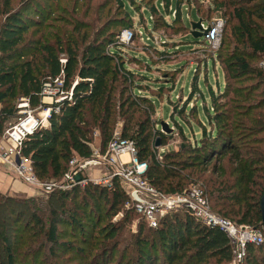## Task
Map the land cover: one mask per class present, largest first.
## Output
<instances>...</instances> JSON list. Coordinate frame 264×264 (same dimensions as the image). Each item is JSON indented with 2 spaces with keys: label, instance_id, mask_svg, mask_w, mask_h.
Wrapping results in <instances>:
<instances>
[{
  "label": "trees",
  "instance_id": "1",
  "mask_svg": "<svg viewBox=\"0 0 264 264\" xmlns=\"http://www.w3.org/2000/svg\"><path fill=\"white\" fill-rule=\"evenodd\" d=\"M11 1L0 0V137L16 117L18 100L27 99L30 109L50 108L42 103L45 83L62 77L61 91L72 88V101L61 102L58 112H51L49 125L27 137L22 145V154L30 160L38 180L61 183L72 158L90 159L95 129L100 132V151L104 153L114 138L119 117L123 119L120 138L134 143L137 159L147 163L145 178L156 191L181 194L203 179L200 186L215 197L214 209L222 218L251 226L264 238L259 207L264 191V71L259 67L264 57V0H209L211 10L207 13H218L224 22L220 48L208 56L221 67L224 89L217 94L209 91L210 108L204 107L200 117L197 106L174 110L186 126L189 122L186 123L185 114L197 118L194 124L200 128V138L187 144L183 125L174 121L183 142L176 151L164 152L161 159L157 157L155 141L159 137L160 146H165L169 137L154 129L150 119L154 102L146 96H133V79L140 76L128 70L123 46L117 43L123 30H132L134 35L136 30L123 1L110 0L121 9L120 20L110 23L108 29L98 30L81 50L74 37L61 39L45 23L55 8L67 11L62 4L68 0H59L58 6L49 4L40 13L30 11L33 0H26L17 9L11 8ZM84 1L69 0L70 13L73 15L78 3ZM88 3L86 0L84 6ZM130 4L136 2L130 0ZM177 7L172 24L181 23L179 3ZM196 12L200 20L210 21L211 16H205L200 9ZM148 13L151 21L160 16V28L169 30L171 24L157 7H151ZM156 22H151V32H155ZM142 28L151 35L147 24L137 31ZM87 37L86 32L82 41L86 42ZM129 60L132 64L144 63L131 56ZM119 79L127 88L130 85L131 93L114 104L113 85ZM195 85L194 81L191 94L196 93ZM207 173L211 178L205 179ZM47 195L46 214L42 206H30L25 199L0 197V215L8 212L13 216L12 226L16 229L11 235L9 224L0 221V264H29L30 259L37 260L35 244L43 242L50 245L54 257L56 251L63 252L64 256L58 259L62 263L74 254L88 264H229L233 259L228 236L217 226H204L184 210L163 216L157 228H150L141 219L145 225L139 224L129 234V242L122 244L128 215H139L133 207L125 209L129 198L117 179L111 180L109 186L89 182ZM119 214L121 219L112 222ZM24 215H28L27 220L17 227ZM60 226L77 232L74 238L79 240L80 248L74 247L71 237L67 238L68 232H61ZM92 251L95 254L88 261ZM241 264H264V241L249 244Z\"/></svg>",
  "mask_w": 264,
  "mask_h": 264
},
{
  "label": "rangeland",
  "instance_id": "2",
  "mask_svg": "<svg viewBox=\"0 0 264 264\" xmlns=\"http://www.w3.org/2000/svg\"><path fill=\"white\" fill-rule=\"evenodd\" d=\"M26 0H12L11 8L17 9L21 8L24 5ZM69 1V0H68ZM67 2L62 4V8L65 7L68 10L56 11V8L53 14L48 16V19L45 23H48V26L53 28V32L60 35L61 39H67L68 37H74L73 40L78 45V50H81L88 42H90L96 35L98 30L109 27L110 23L115 24L121 18L119 13L121 9L117 7L115 2H111L110 0H88L89 3L87 6H84V2H79L77 8L75 9V13L72 15L71 5ZM125 8L129 12L131 18L133 19L134 31L137 37L135 40L131 41L127 46L121 47L123 56L126 60L128 70L138 74L140 77H135L133 79V87L135 88L132 91L133 96H146L150 98L155 107H153L152 115L150 119L154 123V129H158L163 135L168 138L167 144L165 146L154 145V148L157 150V157L161 159V156L164 152L168 150L176 151L179 145L183 142L178 133V128L173 123L176 121L179 124H182L184 127V134L188 137L186 140L187 144L193 143L200 138V128L195 127L196 117L185 114L186 123L189 122V125L186 124L180 119L177 114H174V110L179 109L181 107L186 106V109L193 108L197 106L199 112V117L203 115L204 107L210 108V90H212L215 94L219 91H223L224 89V80L223 73L221 67L218 62H213V60L208 58V56L212 52L211 49L206 45L204 38L195 39L190 32V28L195 24L199 17L197 15L196 9H200L201 13L205 16H211L210 21L220 18L218 13H213L210 11L207 13V10L210 9L208 4L209 0H206L204 4L198 3L197 0H134L136 4H130V0H122ZM204 1V0H201ZM34 3L30 5V11L33 10L38 11L39 13L43 10H47V8L51 5H59V0H33ZM38 2V6L36 5ZM177 3L180 5V19L181 23L172 24V20L174 19L175 13L177 11ZM50 4V5H49ZM41 5V6H40ZM57 5V6H58ZM134 6V7H133ZM167 6V7H166ZM157 7L159 11L163 14L165 21L171 24L169 30H164L160 28V22L162 21L160 16L153 18L152 20L158 25H156L155 32H151L152 24L148 11L150 8ZM51 8V7H50ZM49 8V9H50ZM211 10V9H210ZM84 15H88L84 17ZM35 20L36 16H32ZM2 19H0L1 21ZM113 20V21H112ZM183 23V24H182ZM147 24L148 30L151 32V35H146V32L142 28L141 31H137V28L140 26H145ZM206 25V22L204 21ZM188 29H184V27ZM84 26H87L84 28ZM158 27V28H157ZM73 28H76V32L73 31ZM66 33L64 35L63 33ZM87 32V40L86 42L82 41V37ZM143 32V34H141ZM54 37L57 36L54 34ZM157 49L158 51H154L151 47ZM220 48V46H219ZM216 50V52L219 50ZM162 53V54H160ZM224 53V52H223ZM129 56L139 59L144 63L132 64L129 60ZM61 60H65L62 55ZM128 60V61H127ZM207 60V61H206ZM205 61V62H204ZM254 65L256 62L253 63ZM145 76V77H142ZM146 78V79H143ZM195 78V79H194ZM116 84L113 85V102L117 104L118 101H124L131 93L130 85L127 88L121 79H119ZM196 83L195 94H191L192 85ZM138 85V86H137ZM137 86V87H136ZM161 88V90L159 89ZM200 91V92H199ZM64 92V91H63ZM68 92V91H67ZM200 93V94H199ZM65 92L59 94V97H64ZM53 100L50 98H46L44 102L52 103ZM21 102V99L16 102V117L10 121L9 125H13L18 118L21 116L22 109L18 108V104ZM142 106H144L142 104ZM146 106V105H145ZM34 116L40 115L41 112L45 110V108L36 107L31 108ZM174 112V113H173ZM174 115V120L171 115ZM138 117V113L135 114V119ZM161 123L167 124L166 129L162 130ZM193 123V124H192ZM8 125V126H9ZM123 126V119L117 118L116 124L114 126V134L115 137H121V130ZM7 127L6 129H8ZM5 129V131H6ZM4 131V133H5ZM4 135V134H3ZM3 136L0 137V141L3 139ZM92 142L90 144V148L92 151L101 150V135L98 130H94L92 134ZM159 144H160V138ZM1 168H5L9 176L12 177L13 181H17L19 183V179L15 176L13 172H11L8 168L0 164ZM109 174V169L107 167H87L84 176L87 179L94 178H104ZM209 173L206 174L205 179L211 178ZM215 178V176H213ZM21 182V181H20ZM54 181H52L53 183ZM201 182L203 183V179H199L193 186L186 188L188 189H196L199 193H201L202 198L206 201L208 210L215 216L221 217L220 214L214 209V200L215 197L210 195V190L204 189L200 186ZM208 182V181H207ZM59 183V182H54ZM66 182L63 180L61 185H64ZM58 185V184H57ZM205 185V184H204ZM102 186V185H99ZM35 191L30 195H21L15 194L13 198L25 199L30 203V206H36L43 210L45 213V204L47 197L49 195L42 192L40 188H31ZM51 193V192H49ZM10 196L9 192L1 193L0 197ZM132 204L125 206V209L131 208ZM17 211L23 212L24 209H17ZM177 212V211H176ZM122 215L119 214L112 219V222L116 223L121 219ZM28 215H24L20 222H18L17 227L22 226L23 222L27 220ZM46 216L44 217V219ZM143 220V219H142ZM139 216H133L131 213L128 215V221L123 231V243L129 242V234L135 232L139 226V224H144ZM0 221L7 222L9 224V230H12L11 235L14 234L15 226H12L13 221L15 219L13 216L9 215L8 212H3L0 215ZM232 222V221H231ZM233 223V222H232ZM145 225V224H144ZM145 227V226H144ZM61 232L67 231V238L70 236L75 248H80V242L78 239H75L76 231L72 229L69 230L64 228L63 226L59 227ZM40 241L43 240L42 237L39 238ZM69 240V239H67ZM123 246V245H122ZM86 248V247H85ZM35 250L38 251L37 260L30 259L29 264H88L87 261H83L78 257V255H70V257L66 260V262L58 261L59 258L64 256L63 252L60 250L56 251V257L50 253V245L43 242L41 245L39 243L35 244ZM86 250V249H85ZM86 253H88L86 251ZM95 254V251H92L89 254L88 261H91L92 254Z\"/></svg>",
  "mask_w": 264,
  "mask_h": 264
},
{
  "label": "built area",
  "instance_id": "3",
  "mask_svg": "<svg viewBox=\"0 0 264 264\" xmlns=\"http://www.w3.org/2000/svg\"><path fill=\"white\" fill-rule=\"evenodd\" d=\"M223 27L224 22L221 18L206 22V25L204 21L201 22L202 30L207 31L204 40L209 49L213 51L212 55H215L220 46ZM133 36L132 30H123L117 37V43L127 46L131 43ZM61 62L64 64L65 60H61ZM259 67L264 71V57L259 62ZM61 87L62 77L43 85L42 103L52 107L45 108L39 117L34 116L28 100L21 99L18 104V108L23 110L21 116L13 125L9 126L0 141V164L13 172L23 184L30 188H40L43 193L49 194L54 190H69L76 184L84 186L89 182L109 186L111 180L117 179L125 190L135 212L150 228H157L163 216L179 210L189 212L204 226L220 228L231 242L233 259L229 264H241L249 244L263 243L262 234L255 228L236 225L227 219L213 215L208 210L201 193L196 189H187L177 195H165L156 191L145 178L147 163L137 159L136 149L131 140L114 136L104 153L94 150L90 159L72 158L69 162L70 169L64 177L66 182L64 185H61L62 182L52 183V181L38 180L30 160L22 154V145L27 137L49 125L51 112L57 113L58 105L61 102L72 101V88L65 92L64 97L60 98L59 94L64 93L61 91ZM46 98L53 100L52 103L44 102ZM90 166H105L109 169V174L104 178L87 179L84 173Z\"/></svg>",
  "mask_w": 264,
  "mask_h": 264
},
{
  "label": "crops",
  "instance_id": "4",
  "mask_svg": "<svg viewBox=\"0 0 264 264\" xmlns=\"http://www.w3.org/2000/svg\"><path fill=\"white\" fill-rule=\"evenodd\" d=\"M5 192H9L11 197H14L15 194H20V196H26L35 193L33 189L26 186L22 182H14L12 177L8 175L7 170L5 168L0 167V193Z\"/></svg>",
  "mask_w": 264,
  "mask_h": 264
},
{
  "label": "water",
  "instance_id": "5",
  "mask_svg": "<svg viewBox=\"0 0 264 264\" xmlns=\"http://www.w3.org/2000/svg\"><path fill=\"white\" fill-rule=\"evenodd\" d=\"M201 22L202 20H198L195 24H193V26L190 28V32H191V35L197 39V38H204L207 31H204L202 30L201 28ZM166 126L167 124L165 123H161V128L162 130H165L166 129ZM155 146L158 147L160 146L159 144V139H156L155 141ZM77 180H79V178H77ZM259 207H260V215H261V228L264 232V191L260 197V201H259Z\"/></svg>",
  "mask_w": 264,
  "mask_h": 264
}]
</instances>
